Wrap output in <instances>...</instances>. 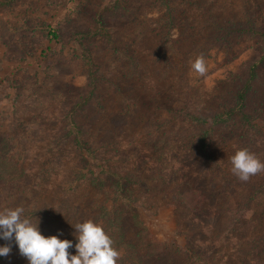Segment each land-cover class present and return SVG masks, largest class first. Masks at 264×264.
Instances as JSON below:
<instances>
[{"label": "rangeland", "instance_id": "374dc122", "mask_svg": "<svg viewBox=\"0 0 264 264\" xmlns=\"http://www.w3.org/2000/svg\"><path fill=\"white\" fill-rule=\"evenodd\" d=\"M241 1H229L235 14ZM161 6L0 0V138L15 154L14 163H3L0 150V211L23 207L42 235L72 243V223L91 219L121 252L117 264H264V172L242 182L229 159L244 147L264 161L263 119L249 126L235 114L212 126L188 117L211 116L222 102L233 108L248 75L246 47L236 48L243 55L233 64L211 52L206 72L197 74L191 62L204 46L196 37L201 10L188 13L190 41L173 39L181 37L176 27L163 44L153 33L163 27ZM52 27L61 42L51 40ZM124 52L139 66L134 61L131 69ZM169 59L175 63L168 70ZM229 69L242 77L227 86ZM77 116L91 132L80 145L72 141ZM116 224L125 242L136 244L130 252L118 247ZM5 244L11 252L0 264H29L14 239H0Z\"/></svg>", "mask_w": 264, "mask_h": 264}, {"label": "trees", "instance_id": "16d2710c", "mask_svg": "<svg viewBox=\"0 0 264 264\" xmlns=\"http://www.w3.org/2000/svg\"><path fill=\"white\" fill-rule=\"evenodd\" d=\"M157 1L163 8V12H159L160 14L158 20L160 22L157 24L163 23V27L162 29L161 26L158 27V33H156V30L154 29L153 33H155L156 37H163L160 39V41L164 39L163 44L165 43V39H167L166 37H169L168 34H170L171 31L174 32L173 29L176 27V30L181 29V37L176 39L173 36V39L177 42L185 40L190 41L189 38L193 37V35L190 34L193 32V26L190 23V16L188 13H190V10L198 9L201 10V14L199 16L203 19L202 24L204 25L203 30H200L199 34L196 36L198 38L197 42H199L200 39H203L204 41L202 50H199L197 53L198 56L202 54L204 60H206L211 52H213L212 55L217 57L223 54L226 58H228V64H233L243 55V52L237 51L236 48L239 46L243 47L245 45L244 47H246L245 49L247 52L245 55L250 57H247V61L249 62L248 75H246V78L244 75L245 80L236 94V100L234 106H232L233 108L225 109L227 106H225L224 102H222L218 105V110H215L211 116L208 114L206 115L205 113L188 114V117L192 119L191 121L201 122L202 124H208L211 122L212 126H216L221 123L233 122L235 114L241 115L243 122L247 123L249 126H253L254 122L259 121L260 119H263L264 121V0H242V4L239 6L242 13L239 15L234 13L236 12L235 4H229L230 0ZM182 23H184L185 26L180 28ZM48 35L53 41L61 42L63 40L62 32L59 33L56 28H49ZM250 40L255 41L256 44L248 49L247 41ZM157 49L158 48H156V50ZM193 49L194 47L192 49L189 48V51L194 52ZM124 56L133 61L130 66V68L133 69L134 65H136L134 61H138V57L135 56V54L130 55L129 52H124ZM89 59L91 60L92 58L89 57ZM168 62L169 70L174 66L175 59H169ZM240 72L242 71L238 72L230 69L225 70L224 75L225 80L227 81V86L235 80H237V82L240 81V78L242 77V75L239 74ZM225 80L223 82H225ZM257 94L259 96V101H253L255 108L253 110L254 112L250 114L246 110V105L248 107L252 96L255 98L254 95ZM80 121L81 117L77 116V120L73 127V133L76 136H74L73 139L71 138L72 141L78 145L82 144V142L86 140L85 137L91 133L90 128H88V124L86 126L84 124L80 125ZM245 135L249 140L248 134ZM245 135L241 136L239 134L237 139H239V141H244L246 138ZM5 141V137L0 138V150L3 149L2 162L14 163L13 157L15 154L13 153L9 156V151L6 150L8 142ZM1 168L2 167L0 166V169ZM5 170L6 169H4L3 172ZM120 189L124 194L128 192V188L126 189L121 182ZM186 191L197 193L201 198H204L202 191L199 189L190 188ZM249 200H251V198ZM116 231H118L117 234L120 236V244L118 246L120 249H125V251L127 250L130 252L131 249L136 247V244L125 242V233L123 232L120 224L117 225ZM76 243L77 241L73 243V247L71 249H76ZM132 254H134L132 257H136L135 255H137L135 250ZM141 256L142 255H139L138 259ZM128 258H130V255Z\"/></svg>", "mask_w": 264, "mask_h": 264}, {"label": "clouds", "instance_id": "9594fccd", "mask_svg": "<svg viewBox=\"0 0 264 264\" xmlns=\"http://www.w3.org/2000/svg\"><path fill=\"white\" fill-rule=\"evenodd\" d=\"M193 71L203 75L206 63L203 55L191 62ZM231 172L240 181L247 182L254 175L264 172V161L248 148H238L229 158ZM23 207L0 211V239L15 240L19 252L29 264H117L121 252L114 247V241L106 233L102 224L93 220L72 223L77 243L76 254L69 249L73 243L60 239L58 235L44 236L39 230V220L33 223L24 215ZM11 245L0 246V256H8Z\"/></svg>", "mask_w": 264, "mask_h": 264}]
</instances>
